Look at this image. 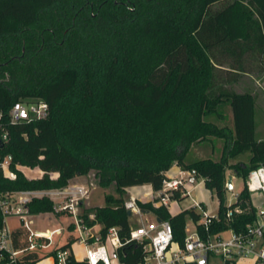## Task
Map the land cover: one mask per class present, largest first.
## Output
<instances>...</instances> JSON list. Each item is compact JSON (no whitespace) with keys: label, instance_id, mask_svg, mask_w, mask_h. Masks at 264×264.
Returning <instances> with one entry per match:
<instances>
[{"label":"trees","instance_id":"obj_1","mask_svg":"<svg viewBox=\"0 0 264 264\" xmlns=\"http://www.w3.org/2000/svg\"><path fill=\"white\" fill-rule=\"evenodd\" d=\"M263 59L264 0H0V111L7 116L25 100L49 105L47 118L8 126L5 151L17 177L9 180L0 169V191L63 188L94 171L99 186H114L116 195L85 210L86 223L101 226L102 241L116 228L118 260L141 264L147 242L130 240L124 195L144 185L160 191L176 164L195 171L219 207L218 220L205 227L195 207L172 216L165 206L138 201L141 210L170 222L174 244L185 247L188 220L204 240L244 231L257 216L246 182L264 165V141L255 138V97L227 84L246 72H264ZM225 107L231 109L232 129L218 124L225 123ZM212 139L225 143L219 161L186 162L193 145ZM244 156L247 163L240 161ZM21 167L43 175L31 179ZM228 169L245 182L230 205ZM183 198L179 191L171 196ZM28 207L33 216L53 212L48 199ZM237 207L241 213L228 218ZM3 226L0 212V231ZM13 238L17 249L28 244L22 227ZM74 241L48 254H24L17 263L4 255L0 264H38L48 257L58 264V252L70 250ZM66 264L88 263L71 254Z\"/></svg>","mask_w":264,"mask_h":264},{"label":"built area","instance_id":"obj_2","mask_svg":"<svg viewBox=\"0 0 264 264\" xmlns=\"http://www.w3.org/2000/svg\"><path fill=\"white\" fill-rule=\"evenodd\" d=\"M49 115V105L42 100H25L17 102L5 116L0 111V169L9 180H15L17 175L11 169L12 156L5 151L10 140L8 126L19 122H31L42 120ZM43 173V172H42ZM43 175V174H42ZM56 175H54L55 177ZM163 187L157 192L161 198V206H165L170 214L173 213L171 196L174 191H179L183 196H188L186 181L196 176L195 171H181L172 174L171 170L165 173ZM69 183L63 188L47 190H21L14 192L0 191V212L4 219V226L0 231V261L7 255L12 263H17L22 255L48 248L54 237L63 233V228L54 230L36 231L32 230L30 218L33 216L28 205L35 199H48L53 203L52 214L65 213L71 217V225L78 230V242L86 249L85 261L88 264H125L118 260L116 250L122 243L117 229L111 228L105 241H102L100 232H96L93 226L86 223L85 214L81 212L83 205L90 199L91 187ZM251 194L259 193L264 200V165L250 172L246 182ZM237 196L235 197L236 200ZM200 207V205L198 204ZM125 207L134 216H141L142 210L138 200L134 196L125 202ZM241 213L239 207L230 209L227 217ZM200 224L208 227L213 221L218 220V214L213 215L207 210H202ZM16 218L19 226L27 231V246L17 249L14 244L13 231L9 220ZM94 220V215L88 216ZM187 239L184 248H173V229L169 221H162L158 217L150 221H141L140 225L131 229L130 240L142 244L147 242L144 251L147 253L141 264H209L210 259L220 258L239 264L243 259H248L254 264H264V208L257 210V216L253 224L247 225L241 232L232 230L221 232L207 239H202L198 232L191 233L186 228ZM69 250L59 251L57 255L58 264H66L70 256ZM170 255V256H169ZM172 255V256H171ZM56 261V258H55Z\"/></svg>","mask_w":264,"mask_h":264},{"label":"rangeland","instance_id":"obj_3","mask_svg":"<svg viewBox=\"0 0 264 264\" xmlns=\"http://www.w3.org/2000/svg\"><path fill=\"white\" fill-rule=\"evenodd\" d=\"M244 82H242L239 85V88L234 87V89L245 90L244 88L246 86H250L249 81H246V83ZM257 102H258L257 103L258 109L256 108V112H255V122H256L255 138L256 140H261L264 139V110L260 111V109L263 108L264 99L260 96V94L257 95ZM223 109L226 115L225 123L221 124L218 122V124L227 125L229 128L232 129L233 117H232L231 109L229 107H225ZM224 144H225L224 140H220V139H212L211 141L203 142L200 148L197 149L193 148L189 151L186 157V162L191 163L202 159H212L214 161H219L223 155ZM240 161L247 163L248 157L247 156L241 157ZM231 163H235V161H231ZM21 170L27 177L31 179L42 177L43 174L42 171H40L37 168L31 169L27 167H21ZM230 175H232L234 179H233L232 190L227 189L226 191L227 205H230L235 202V197L242 191L245 183L242 177L238 176L233 170L228 169L227 176ZM186 182L189 183L187 185V189L189 191L188 196H185V198H183L182 200L171 199L169 203L171 205L175 204L178 208L184 210V209H190L191 207L194 206H198L197 202L200 199L206 205H208V209L211 211V213L213 215H216L219 207V201L214 194H212L209 190H207L204 186H202V184L204 183L203 179L198 177L196 178V181L193 184L189 182V179ZM79 183L84 185H91V184L94 185L93 187H91L90 199L85 202L83 208L81 209V212L83 214L85 213V210H92L97 206H104L106 195L109 194L116 195L114 186H111L109 188H102L99 186L98 179H96L94 171H91L88 175L81 177ZM132 196H133L132 191H126V194L124 195L125 202L129 201ZM261 196L262 195L259 193L254 194V202L257 204L259 209L261 207L264 208V201L262 200L263 198ZM161 202H162L161 198L158 197L157 199H154V202L152 204L154 205L159 204L161 207ZM198 211L201 212L199 208ZM150 217L151 216L146 215L144 218L151 220L152 218ZM30 222H31L32 230H36V231L54 230L57 228L64 229L67 228V226L71 222V217L68 215L66 216L62 215L58 218L52 213H47L44 215L42 214V215L32 216L30 218ZM131 223L133 227L138 226L139 224L138 216L131 218ZM19 224L20 223L16 218H12L9 220L10 228L17 227L19 226ZM187 226L191 233L195 232V224L191 220H188ZM70 235L77 237L79 235V232L78 230H74L70 232L66 230L64 232V236L54 237V244L52 243L48 249L44 250L43 254L51 252L58 245L65 244L67 242V238ZM171 250L173 251V248ZM71 251H73L74 256L77 258L86 257L85 246L79 243L78 241H74ZM220 263H221L220 258H215V257L213 258V264H220ZM241 264H249V263L247 261H241Z\"/></svg>","mask_w":264,"mask_h":264},{"label":"crops","instance_id":"obj_4","mask_svg":"<svg viewBox=\"0 0 264 264\" xmlns=\"http://www.w3.org/2000/svg\"><path fill=\"white\" fill-rule=\"evenodd\" d=\"M263 64H264V59H263ZM218 68L226 69L227 67L223 66V67H218ZM246 81H249L250 86H246L244 88L245 90H241V89L235 90L234 89V87L239 88V85L242 82L246 83ZM227 87L231 91H234L236 93H245V92L251 93L255 97V99H256V108L258 109V107H257V103H258L257 102V95L260 94V96L264 99V72L256 69V70H253V71H250V72L243 73V74L240 75V77H239V79L237 81H231V82H229L227 84ZM262 110H264V105H263V108L260 109V111H262ZM259 141H264V139H261ZM201 146H202V143L195 144V145H193V147L191 149H193V148L194 149H197V148H200ZM170 170H171V173L172 174H178L179 172L183 171L184 169H182L180 166L174 164ZM184 171L187 172L188 170H184ZM80 179H81V177H77V178L73 179L71 181V183H78V184H80L79 183L80 182ZM233 179H234V177H233ZM195 181H196V177H191L190 178V183L193 184ZM202 186L205 187L204 183L202 184ZM127 191H132L133 196L135 197V199L138 200V201H141L143 204L153 203L154 202V199H157L158 198L157 192L154 191L153 188L150 185L132 187V188L127 189ZM197 203L200 205V207L199 206H194L197 211H198V208H199L200 211H201L200 213H202L201 204H204L206 206V209L205 210H207L208 212L211 213V211L208 209V205H206L202 200L199 199V201ZM252 204L257 208V210L259 209L258 206H257V204L254 202V194H252ZM153 206L156 207V208H159L160 207L159 204H156V205L153 204ZM97 207H101V206H97ZM171 207H172V210H173V213L171 214L172 216L173 215H176V214H178V213H180V212L183 211V209L178 208L175 204L174 205H171ZM262 208L263 207H261L260 209H262ZM217 212H218V210H217ZM45 214H47V213H45ZM40 215H42V214H40ZM58 215L59 214H57L55 216L59 218L60 216H58ZM66 215L67 214H65V216ZM91 215H93V214H91ZM146 215L151 216L150 217V218H152L151 220L157 218V216L153 212L148 211V210H142V215L141 216H138V221H139V224L138 225H140L141 221H147L148 220V219H145L144 218ZM133 217H135V216L134 215H131V218H133ZM148 221H150V220H148ZM70 226H71V222L69 223V225L67 226V228H64L63 229V233L60 236H64V232L66 230L69 231V232L75 230V229L74 230H71L70 229ZM93 227H94V230L96 232H100L101 231V226L99 224H95V225H93ZM18 228H20V226L13 227L11 229H12V231H15ZM132 228H135V227H132ZM187 228H188V226H187ZM60 236H58V237H60ZM70 238H75V236L70 235L67 238V240L70 239ZM53 244H54V240H53ZM48 248H46V249H48ZM178 248H179V246L177 244H174L173 245V251L178 250ZM46 249H41V250H39V252L43 255V252ZM69 251H70V254H73V251H71V249ZM46 254H48V253H46ZM85 258L84 257L83 258H77V257H75V259L78 260V261H85ZM241 261H247L249 264H254L253 261L248 260V259H243ZM241 261L239 262V264H241ZM54 263H55V258L54 257H48V258L42 259L38 264H54ZM209 264H213V258L210 259ZM220 264H225V262L223 260H221V263Z\"/></svg>","mask_w":264,"mask_h":264},{"label":"water","instance_id":"obj_5","mask_svg":"<svg viewBox=\"0 0 264 264\" xmlns=\"http://www.w3.org/2000/svg\"><path fill=\"white\" fill-rule=\"evenodd\" d=\"M232 188H233V176L230 175V176H227V189L232 190ZM128 214L129 216H131L132 212L128 211Z\"/></svg>","mask_w":264,"mask_h":264}]
</instances>
